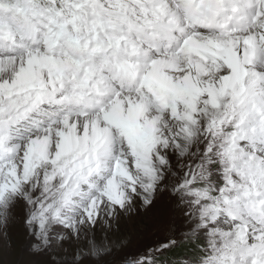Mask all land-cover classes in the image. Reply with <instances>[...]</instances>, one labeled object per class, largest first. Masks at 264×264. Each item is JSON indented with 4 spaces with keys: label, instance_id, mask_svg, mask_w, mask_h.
I'll return each mask as SVG.
<instances>
[{
    "label": "snow or ice",
    "instance_id": "obj_1",
    "mask_svg": "<svg viewBox=\"0 0 264 264\" xmlns=\"http://www.w3.org/2000/svg\"><path fill=\"white\" fill-rule=\"evenodd\" d=\"M0 243L264 264V0H0Z\"/></svg>",
    "mask_w": 264,
    "mask_h": 264
},
{
    "label": "rangeland",
    "instance_id": "obj_2",
    "mask_svg": "<svg viewBox=\"0 0 264 264\" xmlns=\"http://www.w3.org/2000/svg\"><path fill=\"white\" fill-rule=\"evenodd\" d=\"M166 198H163L157 208L163 210L166 208ZM159 212L150 214L148 218L143 216H131L122 217L118 226H113V231L116 227L119 228L118 232H115V236L120 238H126L130 241L129 249L135 250L138 246L151 243L156 239L162 237V233H155L154 229H148L145 226L150 222H153L155 218L159 217ZM112 232H110V235ZM100 234L98 233V236ZM17 230L14 229L12 238L16 239ZM115 257H108L107 260L112 261ZM45 258L39 255H33L31 252L22 244L17 243L15 247L0 243V264H44ZM104 264V262H101Z\"/></svg>",
    "mask_w": 264,
    "mask_h": 264
}]
</instances>
